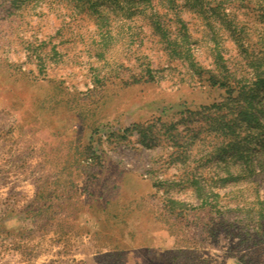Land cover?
Returning a JSON list of instances; mask_svg holds the SVG:
<instances>
[{
    "label": "rangeland",
    "instance_id": "obj_1",
    "mask_svg": "<svg viewBox=\"0 0 264 264\" xmlns=\"http://www.w3.org/2000/svg\"><path fill=\"white\" fill-rule=\"evenodd\" d=\"M0 264H264V0H0Z\"/></svg>",
    "mask_w": 264,
    "mask_h": 264
},
{
    "label": "trees",
    "instance_id": "obj_2",
    "mask_svg": "<svg viewBox=\"0 0 264 264\" xmlns=\"http://www.w3.org/2000/svg\"><path fill=\"white\" fill-rule=\"evenodd\" d=\"M212 84H214V85H216V86H221V87H223L222 84H218V83H216V82H213Z\"/></svg>",
    "mask_w": 264,
    "mask_h": 264
}]
</instances>
